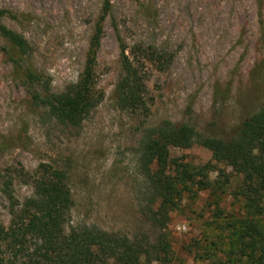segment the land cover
<instances>
[{
    "label": "rangeland",
    "instance_id": "obj_1",
    "mask_svg": "<svg viewBox=\"0 0 264 264\" xmlns=\"http://www.w3.org/2000/svg\"><path fill=\"white\" fill-rule=\"evenodd\" d=\"M100 3L0 0L1 23L32 50L27 63L18 62L0 40V229L31 196V176L51 167L66 177L69 225L147 238L153 252L161 235L167 255L141 264H242L220 239L225 223L243 217L240 171L197 146L172 149L171 159L213 167L209 180L226 185L222 194L183 196L164 229H155L144 219L137 147L146 129L164 121L227 138L264 104V0H110L94 65L101 101L81 122L58 123L32 96L75 85ZM120 48L141 79L143 110L116 107ZM27 65L38 84L24 81Z\"/></svg>",
    "mask_w": 264,
    "mask_h": 264
},
{
    "label": "trees",
    "instance_id": "obj_2",
    "mask_svg": "<svg viewBox=\"0 0 264 264\" xmlns=\"http://www.w3.org/2000/svg\"><path fill=\"white\" fill-rule=\"evenodd\" d=\"M111 10L110 0H101L88 40L84 66L75 85L66 93L36 92L32 98L46 116L58 123L75 125L101 101L94 86V65L100 46L103 23ZM7 12L0 9V40L11 56L27 63L32 50L19 34L1 23ZM120 48V75L116 84L119 111L144 109L143 87L137 69ZM23 79L36 85L39 76L27 65ZM200 147L216 164L242 174L236 192L243 217L221 227L224 239L242 264H264V104L244 119L227 138L203 135L185 124L161 122L148 128L139 140L138 163L144 180L145 221L155 229H164L168 215L178 210L183 196L195 192L222 194L226 180H209L213 167H192L170 158L172 149ZM31 196L22 200L11 213L6 228L0 229V264H141L160 262L168 245L158 236V250L147 238H128L106 233L95 227L69 225L72 200L66 177L60 170L41 167L31 176ZM152 249V250H151Z\"/></svg>",
    "mask_w": 264,
    "mask_h": 264
}]
</instances>
